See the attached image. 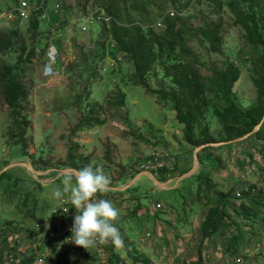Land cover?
I'll list each match as a JSON object with an SVG mask.
<instances>
[{
	"label": "rangeland",
	"instance_id": "rangeland-1",
	"mask_svg": "<svg viewBox=\"0 0 264 264\" xmlns=\"http://www.w3.org/2000/svg\"><path fill=\"white\" fill-rule=\"evenodd\" d=\"M27 1L33 6L38 4L36 0ZM55 2L59 4L62 25L57 31L53 30L37 13L40 20L34 41L28 32L29 17L0 18V31L12 30L13 41L9 48L0 52V62L7 63L16 72V60L20 56L21 59L26 58L33 42L36 53L30 61L22 62L21 83L27 89V97L22 102L20 114L28 121L24 135L27 154H23L21 145L14 142V113L0 93V169L12 162H25L41 173L34 176L31 170L17 165L6 169L4 178L0 179V261L7 259V250L15 251L19 259L31 250L36 251L38 239L46 230L54 234V241L43 244L37 253H45V261L38 262L36 258L31 264H111L108 257L112 253L119 255L120 260L116 263L129 264L132 257L124 254L125 249L131 253L136 250L138 255L135 258L138 260L135 264H142L140 255L148 258V264H193L199 253L203 264L233 262V257L223 248L222 237L204 240L199 245L196 230L199 210L192 212L188 226L177 224L183 216L179 207L180 194L189 196L197 187L195 176L175 182L180 175L178 171L165 180L168 187L175 182L171 188L160 189L151 178L141 175L120 193L110 190L99 197L110 200L119 210L120 219L115 226L123 238V248L113 247L109 242L83 252V247L67 242L63 227L73 225L74 216L78 214L70 202L65 203L74 210L66 222L55 225L57 230L53 233L51 221L65 214L57 216L59 209L58 214L54 212L61 202L52 193L61 185L66 173H60V169L69 167V161L81 169L88 166L94 170L101 168L110 178V186H118L131 179L130 173L134 168L150 171L160 164L170 165L176 160L180 165L189 164L191 167L194 149L184 140L181 124L174 118L170 103L161 102L141 86L134 85L131 65L121 54L114 53L120 60L108 56V39L102 43L98 23L89 24L86 31L68 23L70 17L100 9L103 0H47L46 4L50 7ZM78 2L86 4L85 12ZM15 4L12 0H0V12L7 13ZM178 10L183 15L193 13L191 21L194 25L220 16L222 52L210 53L207 43L199 37L191 45L203 60L220 63L227 58L238 64L240 77L233 86L234 97L241 107L249 106L256 97L248 70L254 53L238 27L233 25L232 14L225 7L218 13L212 4L207 5L203 1L197 5L195 0H177L172 5L168 0H153L148 24L157 27L164 11L176 13ZM23 41L29 47L22 49ZM51 44L58 51V64L53 66L51 73L45 74L44 62ZM102 52L103 56H100ZM154 75L148 78L151 87L169 86V79L162 76L159 67L155 68ZM123 95L124 103L119 106L118 100ZM87 114L97 117L102 123L79 125L82 121L84 123ZM202 123L217 135L219 123L210 109ZM235 143L230 151L214 149L210 153V156L219 155L223 160L221 165H224L211 173L212 181L222 188L255 184L264 192V159L256 151L259 142L245 138ZM242 148L252 155V159L239 152ZM152 152L162 156L153 159ZM201 168L203 165L198 162L193 174ZM170 202L176 208H171ZM34 203V217H27ZM262 216L253 224V241L238 247L235 256H240V262L237 264H264V214ZM2 233L7 236L8 247L1 240ZM15 237L19 241L13 248L10 241ZM8 261L17 264L15 259Z\"/></svg>",
	"mask_w": 264,
	"mask_h": 264
},
{
	"label": "trees",
	"instance_id": "trees-1",
	"mask_svg": "<svg viewBox=\"0 0 264 264\" xmlns=\"http://www.w3.org/2000/svg\"><path fill=\"white\" fill-rule=\"evenodd\" d=\"M12 1L17 3L18 0ZM168 1L173 5L177 0ZM201 1L207 5L212 4V8L218 13L223 7L227 8L232 14L233 25L238 27L245 42L252 48L254 56L250 60L248 70L256 97L247 107H241L233 93V86L240 77L238 64L227 58L220 63L214 60H203L191 45L196 41L195 38L199 37L202 42L207 43V50L210 53L220 54L222 52V23L219 15L216 19H204L202 23L194 25L191 21L193 13L183 15L179 10L173 14L164 11L160 15L159 26L154 27L148 24L151 20L150 5L153 0H103V5L95 12L104 13L110 17V20L98 22L101 41L104 43L108 39L107 54L113 57L112 59L120 60L117 54L114 55L118 53L129 61L132 68L131 80L134 85L141 86L159 101L170 103L174 118L181 124L183 138L188 144L196 147L207 142L231 140L250 131L262 119L260 127L247 139L251 138L259 142V148L256 151L260 152L264 159V0H195V4L198 5ZM36 2L45 5L47 0H36ZM78 5L82 11H86L85 3L78 2ZM50 17L51 21L58 20L62 25L58 14L52 13ZM39 20L37 14L29 17L28 32L32 35V41H34ZM12 43V30L0 31V52L9 48ZM33 44L25 59H21L20 56L19 60H16V72H13V67L7 63L0 62V93L4 102L14 113L12 122L14 133L12 134L16 136L14 142L21 145L23 154H27L24 135L28 121L20 114L22 102L27 97V89L21 83L24 71L22 62H28L36 55ZM27 47L29 45L23 41L21 48ZM100 56H103V52ZM156 67L160 68L163 77L169 79V86L153 88L149 85L148 78L155 76ZM123 103L124 95L118 100V105L121 106ZM209 109L219 123L216 136L210 132L207 124L202 123ZM101 123L102 121L97 117L87 114L84 116V123L82 121L79 125ZM235 144L234 142L218 146L207 145L197 152L198 162L203 165V168L187 176V178L195 176L197 187L189 196L180 194L179 207L183 216L182 221L177 222L179 226H188L192 221V212L199 210L200 220L196 229L199 245L204 240L222 237L224 250L233 257V262L225 264H237L234 258L239 250L238 247L246 246L253 241L254 238L251 236L254 234L253 224L259 216L264 214L262 212L264 192L256 188L255 184L222 188L212 181L211 173L218 171L224 165L223 163L221 165L223 160L219 155L210 156V153L214 149L230 151ZM239 152L244 157L249 156V159H252V155L245 149H239ZM68 158L71 159V153L68 154ZM67 165L78 171L81 169L71 161ZM189 168V164L180 165V162L176 160L170 165L160 164L150 171L159 181H165L175 171L182 174ZM139 171L140 168L132 169L130 177L132 178ZM5 174L6 170L1 172L0 179L4 178ZM34 181L40 186L37 180ZM14 182L18 181L14 179ZM237 188H240L238 196L236 195ZM170 206L176 208L173 202H170ZM34 207L35 203L27 217H34ZM68 210L72 212L74 209L69 207ZM51 222L53 224L50 228L54 233V230H57L55 227L57 223L55 220ZM1 240L8 247L7 236L4 233L1 234ZM38 240L37 250H31L22 256L19 264L34 262L42 245L53 243L54 234L45 230ZM15 242V239L10 241L13 248L17 247ZM123 252L132 257L129 264H135L138 260L135 258L138 255L136 250L133 249L131 253L125 249ZM15 255V251L7 250V259L2 258L0 264H10L9 257ZM118 256L117 253H112L108 257L109 262L118 264L116 263L120 260ZM140 257L142 259L139 262L148 264V258L143 255ZM193 264H203L200 253Z\"/></svg>",
	"mask_w": 264,
	"mask_h": 264
},
{
	"label": "clouds",
	"instance_id": "clouds-1",
	"mask_svg": "<svg viewBox=\"0 0 264 264\" xmlns=\"http://www.w3.org/2000/svg\"><path fill=\"white\" fill-rule=\"evenodd\" d=\"M110 178L97 167L80 169L75 174H66L61 185L53 190V197L75 208L71 232L76 246L89 249L97 244H111L123 248L124 241L115 222L120 219L119 210L110 200L99 198L110 191Z\"/></svg>",
	"mask_w": 264,
	"mask_h": 264
},
{
	"label": "built area",
	"instance_id": "built-area-1",
	"mask_svg": "<svg viewBox=\"0 0 264 264\" xmlns=\"http://www.w3.org/2000/svg\"><path fill=\"white\" fill-rule=\"evenodd\" d=\"M51 7V8H50ZM48 7L47 4H42V3H38L36 5H30L28 3L27 0H19L14 6L11 7V9L5 13V12H0V18L2 17H16V18H20V19H24L27 17H30L33 14H40V18L45 20L46 23L48 24V26L53 29V30H58L60 28V23L58 20L56 21H51V15L53 14H60L59 13V4L57 2L53 3L52 6ZM48 8H50V10H48ZM170 14H173L172 12H170ZM38 17V15H37ZM110 20V17L105 15L102 12H93V13H81L78 15H75L73 17H70L67 19L68 23L73 26V25H77V28L80 29V31H86L88 28L89 24H92L94 22H108ZM58 51L56 50V48L54 47L53 44H51L50 46H48L47 48V52H46V58H45V62H44V68L45 74H49L54 70V67H56V64L58 62ZM53 74H57V73H53ZM164 154V153H163ZM152 157L153 159H156L159 156H162V154H158L155 152H152ZM236 195H239V191L236 192ZM157 206L159 205L158 203H156ZM60 210V213L58 214L57 210ZM69 207L67 205V203H62L60 205H58V207L54 210V212H56L58 215L57 216H62L63 214H65L62 217H57L56 223L61 224L62 221H65L70 217L69 216ZM66 213H68V215H66ZM71 227L72 225H65L63 227V236L65 238V240L67 242L73 243V234L71 232ZM60 229H62V227H60ZM15 241L16 243H18V238L15 237ZM83 252L87 251V249H83ZM45 253H40L37 255V261L38 262H43L45 261L44 259ZM16 260L17 264H19L20 259L16 256L14 257H9V260ZM234 262L238 263L240 262V256H235L234 258Z\"/></svg>",
	"mask_w": 264,
	"mask_h": 264
},
{
	"label": "water",
	"instance_id": "water-1",
	"mask_svg": "<svg viewBox=\"0 0 264 264\" xmlns=\"http://www.w3.org/2000/svg\"><path fill=\"white\" fill-rule=\"evenodd\" d=\"M264 117V116H263ZM262 123V119L256 124L254 125V127L246 132L245 134H243L242 136H239V137H236V138H233L231 140H227V141H219V142H207V143H203V144H200L196 147H194L193 151H192V165L191 167L189 168L188 171L180 174L178 176V178L175 180V182L179 179H183L187 176H189L190 174L193 173L194 169L196 168L197 164H198V157H197V152L204 146H207V145H211V146H218V145H222V144H225V143H234V142H238V141H241L245 138H247L248 136H250L251 134H253L261 125ZM23 166L25 167L26 169H29L31 170L34 174V176L36 175H40L41 173L37 170H34L33 167L28 164V163H25V162H12V163H9L7 164L5 167L1 168L0 169V173L5 171L6 169H8L9 167H12V166ZM76 172H78L77 169L75 168H72V167H66V168H62L60 169V173H66V174H75ZM141 175H145V176H148L149 178L152 179V181L157 185L158 188L160 189H166V188H171V187H174L175 186V182L174 184H172L171 186H167V182L166 181H159L157 179V177L149 170L147 169H144L142 171H139L138 173H136L127 183H124L122 185H118V186H110V190H123L125 188H127L129 185H131L132 183H134V181H136L138 179V177H140ZM168 181V180H167Z\"/></svg>",
	"mask_w": 264,
	"mask_h": 264
}]
</instances>
